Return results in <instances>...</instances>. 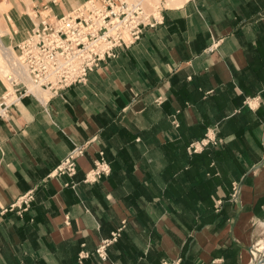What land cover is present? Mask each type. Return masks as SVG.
Listing matches in <instances>:
<instances>
[{"label": "crops", "instance_id": "obj_1", "mask_svg": "<svg viewBox=\"0 0 264 264\" xmlns=\"http://www.w3.org/2000/svg\"><path fill=\"white\" fill-rule=\"evenodd\" d=\"M85 1L1 0L0 41L16 51ZM158 10L84 84L0 115V264H251L264 241V0ZM78 145L75 174L56 175ZM99 153L110 173L85 182Z\"/></svg>", "mask_w": 264, "mask_h": 264}, {"label": "built area", "instance_id": "obj_2", "mask_svg": "<svg viewBox=\"0 0 264 264\" xmlns=\"http://www.w3.org/2000/svg\"><path fill=\"white\" fill-rule=\"evenodd\" d=\"M158 12V8L148 11L141 1L87 0L61 17H43L14 51V64L4 75L10 90L4 86L0 115L23 97H36V90L56 93L84 84L89 73L116 58L119 50L139 41L145 29L159 24ZM205 144L202 140L188 149L195 152ZM84 148V145L74 146L53 172L74 175L76 159ZM109 173L110 167L99 153L84 181L94 182ZM32 198V194H25L9 208L23 211ZM105 244L96 251L101 257ZM160 264H179V260H162Z\"/></svg>", "mask_w": 264, "mask_h": 264}, {"label": "rangeland", "instance_id": "obj_3", "mask_svg": "<svg viewBox=\"0 0 264 264\" xmlns=\"http://www.w3.org/2000/svg\"><path fill=\"white\" fill-rule=\"evenodd\" d=\"M133 1H141V0H133ZM170 1H173V3H174V1L176 2L177 0H170ZM170 1H168V0H143L142 4L148 11H153L156 8L159 9L161 7H170V6H178V5H180V4H177V5L173 4L172 5L170 3ZM1 34H2V32L0 30V36H1ZM3 47L6 48L5 46H3ZM0 53H1V50H0ZM14 58H15V56H14ZM1 62L3 64V66H4V68L2 66L3 69L0 70V79L2 80V82H4L5 87L8 88V90H10V86H9L8 82L4 78V75H6L10 70H9V67H7L8 65H6V59L5 60H1ZM39 93H42V91H39ZM251 264H264V241L261 242V243H258L254 247V255H252Z\"/></svg>", "mask_w": 264, "mask_h": 264}, {"label": "bare ground", "instance_id": "obj_4", "mask_svg": "<svg viewBox=\"0 0 264 264\" xmlns=\"http://www.w3.org/2000/svg\"><path fill=\"white\" fill-rule=\"evenodd\" d=\"M170 1V0H168ZM183 1L185 0H177L176 2L174 1H170V3L173 5H177V4H181ZM0 5H1V0H0ZM0 50H1V53H0V70H2L4 68L1 60H5L6 59V65H8L7 67H9V69H11V66L12 64H14V61H15V54H14V51L11 49V48H4L1 41H0ZM3 66V68H2ZM36 93L37 95L39 94V90H36ZM39 96V95H38ZM41 97V96H39ZM261 250V249H260Z\"/></svg>", "mask_w": 264, "mask_h": 264}]
</instances>
